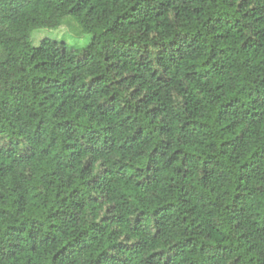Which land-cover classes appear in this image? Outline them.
<instances>
[{"label": "trees", "instance_id": "1", "mask_svg": "<svg viewBox=\"0 0 264 264\" xmlns=\"http://www.w3.org/2000/svg\"><path fill=\"white\" fill-rule=\"evenodd\" d=\"M0 264H264V0H0Z\"/></svg>", "mask_w": 264, "mask_h": 264}, {"label": "rangeland", "instance_id": "2", "mask_svg": "<svg viewBox=\"0 0 264 264\" xmlns=\"http://www.w3.org/2000/svg\"><path fill=\"white\" fill-rule=\"evenodd\" d=\"M72 20V17L63 18L61 25L54 28H35L30 31L29 39L32 47L37 46L41 39L48 38L57 41H64L68 46L80 49L90 40V35L84 33L81 27ZM74 25V26H72Z\"/></svg>", "mask_w": 264, "mask_h": 264}]
</instances>
